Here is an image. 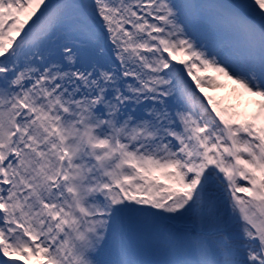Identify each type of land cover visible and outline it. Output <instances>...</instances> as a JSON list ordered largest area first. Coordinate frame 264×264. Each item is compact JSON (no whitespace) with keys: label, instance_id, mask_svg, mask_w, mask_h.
I'll list each match as a JSON object with an SVG mask.
<instances>
[{"label":"snow or ice","instance_id":"snow-or-ice-1","mask_svg":"<svg viewBox=\"0 0 264 264\" xmlns=\"http://www.w3.org/2000/svg\"><path fill=\"white\" fill-rule=\"evenodd\" d=\"M0 264H264V0H0Z\"/></svg>","mask_w":264,"mask_h":264}]
</instances>
